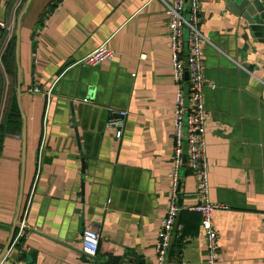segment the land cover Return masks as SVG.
<instances>
[{
    "label": "crops",
    "instance_id": "obj_1",
    "mask_svg": "<svg viewBox=\"0 0 264 264\" xmlns=\"http://www.w3.org/2000/svg\"><path fill=\"white\" fill-rule=\"evenodd\" d=\"M164 1L32 0L14 83L0 66V123L12 84L25 115L0 150V257L16 219L28 226L22 236L17 226L1 264H27L32 252L37 264H157L177 95ZM22 3L3 0L0 19L17 23ZM239 23L227 0H202L210 200L228 207L214 214L218 264H264V44ZM103 46L112 60L77 65ZM111 106L128 111L121 140L107 128ZM181 183L168 264H206L200 218L187 210L198 201L196 179L185 171ZM88 229L102 236L93 263L82 253Z\"/></svg>",
    "mask_w": 264,
    "mask_h": 264
},
{
    "label": "built area",
    "instance_id": "obj_2",
    "mask_svg": "<svg viewBox=\"0 0 264 264\" xmlns=\"http://www.w3.org/2000/svg\"><path fill=\"white\" fill-rule=\"evenodd\" d=\"M2 3L3 0H0V7ZM165 4L169 12L167 31L170 38L172 68L177 86V95L173 133L174 159L170 174L172 189L167 216L163 220L158 234L157 264H168L175 228L179 215L184 210L179 205V198L182 194L181 180L185 171L196 179L198 201L187 210L201 216L203 239L207 249L206 264H218L220 261V238L215 227L214 214L216 211L228 210V207L213 204L210 200L209 173L206 160L208 112L205 89L207 79L204 64L207 37L201 30L202 0H174L172 4L167 2ZM16 30V21L7 24L0 19V34L1 31H7L8 33L2 52ZM114 55L113 51L103 46L77 65L95 68L112 60ZM143 58L146 57L143 56ZM187 75L188 80H186ZM185 83H188L187 93L184 90ZM216 88V85H212L213 90ZM52 90L44 91L34 88L30 92L51 97ZM107 112L109 115L107 128L114 131L117 140H121L127 124L128 111L111 106L107 108ZM185 144H187V150ZM185 157L186 163H184ZM18 228L19 236L27 231L26 216L23 217ZM101 238V234L95 230L88 229L83 233L82 253L92 263L98 256ZM177 264L186 263L181 260Z\"/></svg>",
    "mask_w": 264,
    "mask_h": 264
},
{
    "label": "water",
    "instance_id": "obj_3",
    "mask_svg": "<svg viewBox=\"0 0 264 264\" xmlns=\"http://www.w3.org/2000/svg\"><path fill=\"white\" fill-rule=\"evenodd\" d=\"M32 0H28L21 15L19 16L17 20V31H16V37H17V63L19 67L18 62V55H19V46H20V29H21V23L22 19L27 12V9L29 5L31 4ZM227 6L232 11L238 19H240V26L243 31V35H246L250 39H254L258 41L261 44H264V0H227ZM243 67V66H242ZM243 70L247 73L253 72V67L247 68L243 67ZM20 79H21V71L19 68L18 72V80H19V89H18V102H20L21 99V87H20ZM186 80H188V75L186 76ZM22 118L25 119L24 113L21 111ZM23 139L25 142L26 139V124H24L23 128ZM185 149L187 150V144H185ZM184 163H186V157L184 158ZM185 173V172H184ZM183 173V174H184ZM179 205H183L182 196L179 198ZM19 225V219H16L14 223V227L12 230V235L8 241V244L6 245V248L4 252L2 253L0 257V264L5 258V254L9 251L11 248V245L15 239L17 226ZM31 261L27 264H37V253L32 252L30 254Z\"/></svg>",
    "mask_w": 264,
    "mask_h": 264
},
{
    "label": "trees",
    "instance_id": "obj_4",
    "mask_svg": "<svg viewBox=\"0 0 264 264\" xmlns=\"http://www.w3.org/2000/svg\"><path fill=\"white\" fill-rule=\"evenodd\" d=\"M28 0H23V3L18 10V15L20 14V11L22 9V6L27 3ZM54 4L50 6L52 8ZM17 31V30H16ZM16 31L14 35L11 37L10 41L7 43L4 51L3 47L5 44V41L8 37L7 31H1L0 34V66L4 67L8 74H11V78L13 79V83L15 82L16 74H17V66L15 63V56H16V50H17V37H16ZM2 52V54H1ZM8 63H11V69L8 67ZM13 85V84H12ZM11 85V88L7 91V98H6V104L3 112L2 122L0 123V150L3 147L4 139L7 134L18 132L21 133L22 129V116L20 113V109L18 107L16 98L13 93V86ZM3 97V89L0 87V104ZM196 216L200 218V227H201V216L197 213H194ZM202 230V227H201ZM19 232V230H18ZM23 256H21V259H23Z\"/></svg>",
    "mask_w": 264,
    "mask_h": 264
}]
</instances>
